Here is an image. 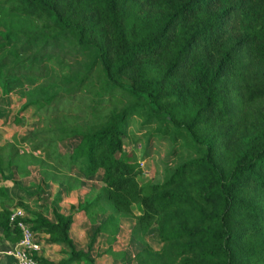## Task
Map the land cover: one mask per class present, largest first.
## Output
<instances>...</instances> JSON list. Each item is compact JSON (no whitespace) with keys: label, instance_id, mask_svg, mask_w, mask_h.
<instances>
[{"label":"trees","instance_id":"obj_1","mask_svg":"<svg viewBox=\"0 0 264 264\" xmlns=\"http://www.w3.org/2000/svg\"><path fill=\"white\" fill-rule=\"evenodd\" d=\"M5 8L37 27H3L2 91L21 73L43 72L53 54L68 60L69 74L61 89L20 107L33 106L36 125L0 144V172L35 164L32 154L21 159L26 142L42 153L40 164L52 163L41 177L58 180L62 192L98 172L103 182L92 200L78 202L102 215L85 248L70 236L73 213L27 215L47 242L69 248L57 263L38 251L36 258L97 264V236L113 241L120 215L133 213L138 264H264V0H1ZM139 105L168 118L199 152L162 181L141 182L134 152L121 154L124 120ZM66 140L72 147L63 151ZM11 208L0 209V226L17 241ZM149 234L158 247L145 242Z\"/></svg>","mask_w":264,"mask_h":264},{"label":"rangeland","instance_id":"obj_2","mask_svg":"<svg viewBox=\"0 0 264 264\" xmlns=\"http://www.w3.org/2000/svg\"><path fill=\"white\" fill-rule=\"evenodd\" d=\"M3 27L10 28L13 31L31 32L37 25L34 20L9 13L5 8L0 12V43L4 42ZM14 44H16L15 39L10 45L3 47H12ZM1 47L0 55L4 51ZM45 66L46 68L43 72L28 71L15 77V80L17 79L18 81L16 87L7 93H4L0 87V144L3 142L14 143L16 139H22L36 125L37 115L33 106H29L24 110L20 109L29 97L61 89L60 83L62 79L69 74L68 60L62 58L59 54H53L46 60ZM83 127L88 128V125L84 124ZM123 128L125 135L121 154L124 155L129 151L134 152L143 169L138 175V179L141 182L162 181L169 167L173 164L186 157L199 154L197 148H195L186 134L176 133L168 118L154 117L146 105L131 107L124 120ZM58 145L63 151L72 147L71 142L68 140L60 141ZM21 147L23 148L21 159L23 161L27 160L26 155L31 156L32 154L34 157L32 159L35 161V164L28 165L26 170L17 171L18 180L21 178L25 179L26 182L24 183L28 185L27 187L30 190L35 189L39 192L35 193L31 202L32 206L21 202V207L26 210L27 215H31L37 207L43 204L40 194L44 189L42 184H48L49 180H58L51 177L42 179L41 171L48 170L52 163L47 160L40 164V161L44 160L42 153L30 152L31 148L28 143H21ZM39 180L41 181L39 182ZM86 183V179L77 180L76 188L78 190L74 191L73 196L71 193L69 194L68 202L70 199L75 200V202L78 200L85 202L93 198L86 191L88 189ZM52 189L54 190V186H52ZM137 211L134 208V213H137ZM92 213L93 209L88 213L89 216ZM77 214H79L80 219L85 216L81 212H77ZM120 218L119 231L109 248H106L107 253L94 256L97 264H138L136 254L138 243H134L130 239L133 213L120 215ZM103 242L101 239L97 242L98 244L100 243L99 247L102 249H104L101 245ZM145 242L150 243L153 247L159 246L158 239L153 237L152 234L145 237ZM256 259L260 261L259 257H256Z\"/></svg>","mask_w":264,"mask_h":264},{"label":"crops","instance_id":"obj_3","mask_svg":"<svg viewBox=\"0 0 264 264\" xmlns=\"http://www.w3.org/2000/svg\"><path fill=\"white\" fill-rule=\"evenodd\" d=\"M17 171V165H13L0 172V187L6 189L5 193L0 192V209L4 205L13 207L19 204V202L25 203V205L28 204V206H32L31 202L35 193H39L35 189L30 190L27 187L28 185H25L24 183L26 182L25 179L21 178L18 180ZM99 177L100 172L92 177L80 178L87 180L86 187L88 186V189L86 191L90 197H94L103 186V182ZM41 180H39V182ZM51 181L52 180H49L48 184H42L44 185V189L40 194L42 196L43 204L40 207H37V209L28 216L33 217L36 211H41L47 217L53 218V208H57L64 214L73 213L74 220L70 226V236L77 248H85L90 241L94 228L98 222H100V219H102V215L98 216L95 213L94 206L92 205H88L85 209L80 208L78 206V202L80 200L75 202V200L70 199L68 202L69 194L71 193L73 196L74 191L78 190V188L74 187L67 190V192H62L63 185L58 181H52L53 183ZM52 186H54V190L52 189ZM57 194L60 195V197ZM91 209H93V213L91 216H89L88 213L91 211ZM77 212L83 213L85 215L84 218L80 219ZM35 235L40 242L38 254H40L41 257L50 260L53 263H57L61 259L66 258L69 251V248L66 245L47 242L45 240L47 234L44 232L35 231ZM100 239L103 240V243L106 245L105 246L103 243H101L104 249L99 247L100 243H97L100 241ZM15 242L14 234L8 230L4 231L0 226V264H15L14 257L12 254L8 253V250L14 245ZM111 243L112 241H109L107 233L99 234L92 245V255L95 256L97 254H106V248H109Z\"/></svg>","mask_w":264,"mask_h":264},{"label":"built area","instance_id":"obj_4","mask_svg":"<svg viewBox=\"0 0 264 264\" xmlns=\"http://www.w3.org/2000/svg\"><path fill=\"white\" fill-rule=\"evenodd\" d=\"M10 222L15 224L20 231L19 239L8 250V253L14 257L15 264H45L34 256V253L40 249V242L21 206L11 208Z\"/></svg>","mask_w":264,"mask_h":264}]
</instances>
